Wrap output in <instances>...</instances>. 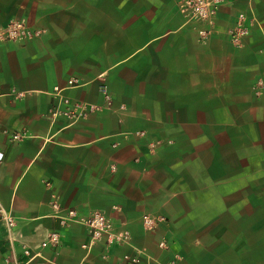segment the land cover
I'll return each mask as SVG.
<instances>
[{
  "label": "crops",
  "instance_id": "0c3cea01",
  "mask_svg": "<svg viewBox=\"0 0 264 264\" xmlns=\"http://www.w3.org/2000/svg\"><path fill=\"white\" fill-rule=\"evenodd\" d=\"M15 20L40 33L0 38V264L131 252L69 210L102 213L160 262L248 264L236 247L264 212V0H221L206 36L177 0H0V26ZM63 98L95 108L70 117ZM143 215L163 220L145 229Z\"/></svg>",
  "mask_w": 264,
  "mask_h": 264
},
{
  "label": "built area",
  "instance_id": "2783aa9c",
  "mask_svg": "<svg viewBox=\"0 0 264 264\" xmlns=\"http://www.w3.org/2000/svg\"><path fill=\"white\" fill-rule=\"evenodd\" d=\"M220 2L221 0H177L179 8L185 12L187 22L193 23V28L197 29L201 36H206L211 31V28H213ZM238 21L237 27L231 34L235 41H238L247 32V19L242 13L238 15ZM196 23H205L209 28H197ZM39 33L40 30L31 28L26 22L21 20L10 21L0 26V38L2 39L21 40L37 36ZM69 83H72V80ZM100 90L103 97L110 103L107 87L101 85ZM63 102L70 104L72 107L71 110L64 111L63 113L74 118L83 116L95 108L94 105L88 102L70 100L69 98H63ZM17 136L19 135H14V137ZM2 157L3 152L0 150V161ZM62 219L74 220L87 226L91 233V240L98 238L102 234H106L108 242L129 246L131 252L123 253L116 264H176L179 258L178 254H174L168 262H160L156 258H153L144 248L132 245L129 241V232L127 230H116L114 225L102 213L93 212L88 216H82L69 210L65 216H62ZM160 220H163V217L150 215H143L141 217L142 225L145 229L153 228L155 223ZM48 244L52 246L59 244L58 232H51L47 240L42 242V246ZM159 246L163 247L165 243L159 242Z\"/></svg>",
  "mask_w": 264,
  "mask_h": 264
},
{
  "label": "rangeland",
  "instance_id": "374dc122",
  "mask_svg": "<svg viewBox=\"0 0 264 264\" xmlns=\"http://www.w3.org/2000/svg\"><path fill=\"white\" fill-rule=\"evenodd\" d=\"M258 201L264 205V196ZM253 204L258 205L259 202H253ZM244 221L250 228L246 226L244 229L245 234L241 240L245 241L238 244L236 250L246 252L248 264H264V212L246 214Z\"/></svg>",
  "mask_w": 264,
  "mask_h": 264
}]
</instances>
